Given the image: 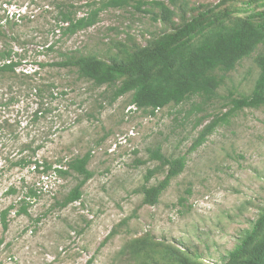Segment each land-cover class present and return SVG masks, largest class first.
Listing matches in <instances>:
<instances>
[{"label": "rangeland", "instance_id": "obj_1", "mask_svg": "<svg viewBox=\"0 0 264 264\" xmlns=\"http://www.w3.org/2000/svg\"><path fill=\"white\" fill-rule=\"evenodd\" d=\"M108 1L0 0L5 33L0 55L13 50L22 58L19 74L37 71L24 83L18 75H0V264H86L92 257L93 264H135L121 251L140 238L174 253L168 259L158 254L148 264H225L264 210V106L231 114L202 145L191 148L207 125L232 108L233 98L251 94L264 46L224 74L212 101L195 95L155 115L137 110L132 94L109 104L113 87H97L75 69L47 65L72 55L112 62L123 57L124 48L145 47L223 0H165L175 12L170 22L155 19L159 5L153 1L159 0L105 7ZM226 1L217 11L244 7L247 0ZM95 10L94 26L63 34L61 12L80 18ZM27 82L44 86L42 97L27 90ZM28 146L40 147L33 159L57 167L91 153L88 169L94 176L80 201L58 206L77 185L76 175L50 173L42 179L30 167L11 166L32 156ZM158 147L168 158L186 156V167L157 205L146 206L137 191L148 169L159 166L148 161V149ZM166 174H155L148 186ZM29 189L38 196L27 198ZM24 200L27 214L19 215ZM10 206L4 231L1 213Z\"/></svg>", "mask_w": 264, "mask_h": 264}, {"label": "trees", "instance_id": "obj_2", "mask_svg": "<svg viewBox=\"0 0 264 264\" xmlns=\"http://www.w3.org/2000/svg\"><path fill=\"white\" fill-rule=\"evenodd\" d=\"M164 1H153L159 5L155 19L170 22L175 12ZM169 1L174 3L176 0ZM126 2L127 0H109L105 7H117ZM226 4L228 1L223 0L215 6L199 9L190 20L169 33L161 34L151 44L134 51L124 48L123 57L112 62L94 55H72L47 66L75 69L80 78L93 82L97 87H113L109 104H113L122 96L132 94L131 104L149 115H155L157 110L170 104H181L195 95L212 101L218 96L217 90L223 84L224 74L235 70L243 58L251 56L258 47L264 46V0H247L244 7L231 9L227 5L223 10L217 11ZM98 13L99 11L95 10L88 16L77 18L70 12H61L60 21L64 26L60 28L64 35H73L94 26ZM0 35L3 37L5 35L1 29ZM14 55L13 50L1 53L0 75H18L24 83L37 74V71L17 73L23 61L22 58L17 60ZM256 63L260 72L251 94L233 98L232 108L204 128L191 150L202 145L214 129L231 114L245 108L264 106V53L258 55ZM38 66L44 67L45 64L38 63ZM219 72L222 73L221 76L217 75ZM25 84L27 90L34 91L36 96L42 97L44 86L36 82ZM27 148L32 151V156L21 157L11 164L12 167L21 169L30 167V170L34 167V173L46 176L54 173L61 178L76 175L77 185L58 203V206L66 208L81 200L83 187L94 176L88 169L91 153L57 167L33 159L40 147ZM148 156V161L158 162L159 166L148 169L144 177L145 184L137 192L143 194L142 205L155 206L171 181L184 171L187 160L186 156L168 158L160 147L148 149ZM148 161H140L139 164L143 165ZM160 171L167 172L165 178L157 185L148 186L149 181ZM8 192L16 193V189L10 188ZM26 196L29 199L36 198L38 191L29 189ZM24 203L17 212L19 215L27 214L29 201L24 200ZM13 208L10 206L1 213L4 231L8 229L7 217ZM115 234L114 229L101 243L99 249ZM121 252L129 254L135 264H148L158 254L166 259L174 256L169 246L149 242L145 238L131 241ZM93 262L94 257L86 264ZM225 264H264V210L251 230L229 254Z\"/></svg>", "mask_w": 264, "mask_h": 264}, {"label": "built area", "instance_id": "obj_3", "mask_svg": "<svg viewBox=\"0 0 264 264\" xmlns=\"http://www.w3.org/2000/svg\"><path fill=\"white\" fill-rule=\"evenodd\" d=\"M31 171H32V172H35V171H34V167L31 168ZM41 176H42V179H44V177H45V178H48V176H46V175H44V174H42Z\"/></svg>", "mask_w": 264, "mask_h": 264}]
</instances>
